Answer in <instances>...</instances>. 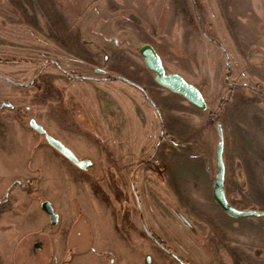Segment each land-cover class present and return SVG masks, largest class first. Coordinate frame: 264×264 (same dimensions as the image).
<instances>
[{"label": "rangeland", "instance_id": "rangeland-1", "mask_svg": "<svg viewBox=\"0 0 264 264\" xmlns=\"http://www.w3.org/2000/svg\"><path fill=\"white\" fill-rule=\"evenodd\" d=\"M0 75V264H264V216L212 196L220 128L229 204L264 213V0H0Z\"/></svg>", "mask_w": 264, "mask_h": 264}, {"label": "water", "instance_id": "water-1", "mask_svg": "<svg viewBox=\"0 0 264 264\" xmlns=\"http://www.w3.org/2000/svg\"><path fill=\"white\" fill-rule=\"evenodd\" d=\"M138 53L143 58L146 69L153 74L154 80L158 85L174 94L182 96L189 104H191L196 109L206 111L207 104L199 89H197L194 85L188 83L181 75L176 73H167L159 54L150 44L141 45L138 48ZM3 106H10V104L4 102L0 105V108ZM30 126L39 134H43L46 142L68 161H70L73 165L83 170L86 169L88 165L87 161L78 159L65 144L47 134L45 129L41 125L37 124L34 120H31ZM218 137L219 140L215 150L217 171L212 183V196L214 201L225 213L232 217L239 218L248 216H264V213L262 212L254 210H238L229 204L224 188V141L222 130L220 128H218ZM41 208L48 216L51 224L54 225L58 222V215L54 212L53 205L49 201L42 202ZM145 264H151V260L149 257L146 258Z\"/></svg>", "mask_w": 264, "mask_h": 264}, {"label": "flooded vegetation", "instance_id": "flooded-vegetation-1", "mask_svg": "<svg viewBox=\"0 0 264 264\" xmlns=\"http://www.w3.org/2000/svg\"><path fill=\"white\" fill-rule=\"evenodd\" d=\"M7 63H11V61H7ZM54 63H56V62H54ZM52 64V63H51ZM57 64V63H56ZM56 64H54V65H56ZM44 67H46V64L45 65H43L42 66V68L44 69ZM61 70V72L63 73V74H65V75H67V76H69V79H74L75 78V76H73L72 74H69L67 71H65V70H62V69H60ZM98 70V71H97ZM97 73H100V74H102V75H105V71L104 70H101V69H96L95 70ZM100 71H103V72H100ZM172 74V73H171ZM117 80H122V81H124V82H126V83H128V84H131L130 82H128L126 79H124V78H122V77H119V76H116L115 77ZM82 79H86V80H92V78H88V77H84V78H82ZM109 80V79H108ZM0 81H2V82H6V83H8L9 85L11 84V83H14V82H12L11 81V79H10V77H8V76H3V75H0ZM11 106V105H10ZM30 124V123H29ZM36 131V130H35ZM43 135V134H42ZM61 142V141H60ZM64 144V143H63ZM139 205V204H138ZM232 206V205H231ZM153 243H155L154 241H153ZM161 250H163L166 254H168L169 256H171V257H173V258H176L177 259V257L176 256H174V255H172L171 254V252L168 250V249H165V248H163L161 245H158L157 243H155ZM178 260V259H177ZM179 262V261H178ZM180 263V262H179ZM180 264H182V263H180Z\"/></svg>", "mask_w": 264, "mask_h": 264}, {"label": "trees", "instance_id": "trees-1", "mask_svg": "<svg viewBox=\"0 0 264 264\" xmlns=\"http://www.w3.org/2000/svg\"><path fill=\"white\" fill-rule=\"evenodd\" d=\"M147 235H148V237H149L152 241H154V242L157 243L158 245H161L163 248L165 247V246H163L162 242H160L158 239H156V238L153 236V234H151V233H149V232L147 231ZM165 249H167V248H165Z\"/></svg>", "mask_w": 264, "mask_h": 264}]
</instances>
